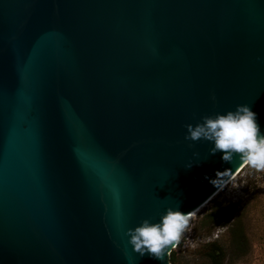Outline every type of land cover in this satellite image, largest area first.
Segmentation results:
<instances>
[{
  "label": "water",
  "instance_id": "1",
  "mask_svg": "<svg viewBox=\"0 0 264 264\" xmlns=\"http://www.w3.org/2000/svg\"><path fill=\"white\" fill-rule=\"evenodd\" d=\"M257 57L264 0H0V264H171L126 229L242 167L184 125L247 104L264 130Z\"/></svg>",
  "mask_w": 264,
  "mask_h": 264
},
{
  "label": "clouds",
  "instance_id": "2",
  "mask_svg": "<svg viewBox=\"0 0 264 264\" xmlns=\"http://www.w3.org/2000/svg\"><path fill=\"white\" fill-rule=\"evenodd\" d=\"M264 63V57H257ZM215 102V94L210 93ZM186 141H207L208 152L221 154L223 161L234 159L257 172H264V130L258 122L257 113L247 104H237L233 110L202 115L195 123L184 125ZM189 147H193L190 143ZM193 155H198L193 152ZM188 163L185 167H191ZM231 170H217L210 182L223 186L229 182ZM191 213L179 208L167 207L158 213L157 219L142 218L137 224L126 229L128 243L133 251L143 255L148 253L163 261L169 246H175L187 229Z\"/></svg>",
  "mask_w": 264,
  "mask_h": 264
},
{
  "label": "rangeland",
  "instance_id": "3",
  "mask_svg": "<svg viewBox=\"0 0 264 264\" xmlns=\"http://www.w3.org/2000/svg\"><path fill=\"white\" fill-rule=\"evenodd\" d=\"M216 206L225 211L226 223L202 225L206 214ZM236 221L246 238L244 253L235 252L230 244L229 227ZM212 241L225 249L221 264H264V172L243 167L216 196L190 217L187 229L173 248L175 264H213L209 257Z\"/></svg>",
  "mask_w": 264,
  "mask_h": 264
},
{
  "label": "trees",
  "instance_id": "4",
  "mask_svg": "<svg viewBox=\"0 0 264 264\" xmlns=\"http://www.w3.org/2000/svg\"><path fill=\"white\" fill-rule=\"evenodd\" d=\"M231 212V211H229ZM225 211L221 210L218 206L214 207L209 213L206 214L202 220V225L210 226L213 223L224 224L227 221V216H224ZM228 214V213H227ZM234 221V220H233ZM229 234L231 236L230 244L234 251L237 253H244L246 238L239 222H233L229 227ZM179 243V242H178ZM211 246H213L212 252L209 257L213 264H221L225 257V249L222 245L218 244L216 241H212ZM176 255L172 249L170 252L169 261L171 264H175Z\"/></svg>",
  "mask_w": 264,
  "mask_h": 264
},
{
  "label": "bare ground",
  "instance_id": "5",
  "mask_svg": "<svg viewBox=\"0 0 264 264\" xmlns=\"http://www.w3.org/2000/svg\"><path fill=\"white\" fill-rule=\"evenodd\" d=\"M242 168L243 167H241L230 179H229V182L242 170ZM228 182V183H229ZM227 183V184H228ZM226 184V185H227ZM226 185H223V186H221L213 195H212V197L211 198H209L204 204H202V205H200L199 207H197L196 209H194L193 211H191L190 213H191V216L192 215H194L195 213H197V212H199L200 211V209L202 208V207H204L214 196H216Z\"/></svg>",
  "mask_w": 264,
  "mask_h": 264
},
{
  "label": "built area",
  "instance_id": "6",
  "mask_svg": "<svg viewBox=\"0 0 264 264\" xmlns=\"http://www.w3.org/2000/svg\"><path fill=\"white\" fill-rule=\"evenodd\" d=\"M178 242H179V241H178ZM178 242H176V243H175V246H174V248L177 246Z\"/></svg>",
  "mask_w": 264,
  "mask_h": 264
}]
</instances>
